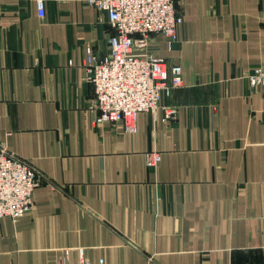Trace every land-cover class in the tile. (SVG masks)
<instances>
[{"label": "crops", "instance_id": "crops-1", "mask_svg": "<svg viewBox=\"0 0 264 264\" xmlns=\"http://www.w3.org/2000/svg\"><path fill=\"white\" fill-rule=\"evenodd\" d=\"M0 0V145L44 177L17 221L0 217V264H264V0H176L173 42L147 51L183 85L137 131L93 126L87 47L114 32L83 0ZM155 150V169L146 153Z\"/></svg>", "mask_w": 264, "mask_h": 264}, {"label": "built area", "instance_id": "built-area-1", "mask_svg": "<svg viewBox=\"0 0 264 264\" xmlns=\"http://www.w3.org/2000/svg\"><path fill=\"white\" fill-rule=\"evenodd\" d=\"M90 7L105 12L114 32L107 38L108 54L97 57L87 47L84 60L86 80L94 88L91 106L95 111L93 126L122 123L125 131H137V116L141 112L163 111L165 122L177 117L173 105H161L162 94L183 85L182 69L168 65L164 58L147 51L148 42L162 35L167 42L177 38V26L182 22L176 0H83ZM39 10L43 0H37ZM251 88L264 87V66H258L247 76ZM147 166L155 169L161 154L146 153ZM45 177L28 161L19 158L0 145V217L17 221L32 207V193ZM56 264H93L83 253L75 262L68 260V250ZM103 264V263H97Z\"/></svg>", "mask_w": 264, "mask_h": 264}]
</instances>
